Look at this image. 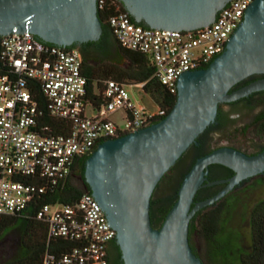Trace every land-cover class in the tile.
Listing matches in <instances>:
<instances>
[{
  "label": "water",
  "instance_id": "95a60500",
  "mask_svg": "<svg viewBox=\"0 0 264 264\" xmlns=\"http://www.w3.org/2000/svg\"><path fill=\"white\" fill-rule=\"evenodd\" d=\"M136 22L170 31L208 25L228 0H119ZM96 0H0V35L30 32L58 46L97 40L101 23ZM252 74L264 75V0H252L225 48L205 67L184 71L176 98L158 121L99 142L84 161L90 194L115 230L123 264H202L188 244L190 218L249 177L264 172V149L246 154L220 146L195 158L183 175L176 199L158 228L150 224L153 189L216 117L217 105L264 89V77L236 89ZM220 164L233 174L208 182L206 168ZM205 175V177H204ZM206 180L207 183L202 184ZM224 182L213 195L193 203L196 190ZM193 203V205H191Z\"/></svg>",
  "mask_w": 264,
  "mask_h": 264
},
{
  "label": "built area",
  "instance_id": "2783aa9c",
  "mask_svg": "<svg viewBox=\"0 0 264 264\" xmlns=\"http://www.w3.org/2000/svg\"><path fill=\"white\" fill-rule=\"evenodd\" d=\"M251 1L228 0L211 23L193 30L141 26L119 9L107 23L117 43L147 56L152 77L169 94H176L179 74L205 67L223 51ZM141 85L105 79L103 102L93 109L86 99L87 78L76 47L50 45L24 30L0 35V218L24 208L34 193L42 191L22 178L39 174L55 183L71 173L76 158L90 154L99 142L162 118L164 107L151 99L155 110L150 111L126 89ZM39 106L66 121L67 132L33 131L42 115ZM37 217L47 222L48 239L68 242L46 254L43 264H107L106 248L115 230L90 193L82 192L70 204H44Z\"/></svg>",
  "mask_w": 264,
  "mask_h": 264
},
{
  "label": "trees",
  "instance_id": "16d2710c",
  "mask_svg": "<svg viewBox=\"0 0 264 264\" xmlns=\"http://www.w3.org/2000/svg\"><path fill=\"white\" fill-rule=\"evenodd\" d=\"M96 7V14L101 23L102 31L97 40L87 41L86 43L94 44L97 47V51L91 55L81 53L83 73L87 78L86 99L93 109L99 107L103 102L102 81L105 79L141 83V89L158 106L164 107L167 114L175 102L176 94H169L166 88L152 77L153 66L147 56L121 47L110 31L107 19L116 9L126 11L123 4L119 0H96ZM129 18L136 24L147 26L143 21L136 22L131 15H129ZM37 38L43 41L39 37ZM45 43L55 45L50 42ZM76 46V43H72L66 47ZM233 87L229 90L233 89ZM37 95L35 94V96ZM255 97H258V99L255 100ZM253 101L264 102V90L252 92L230 103L232 105L241 103L244 107H250ZM223 104L219 103L217 105L214 121L198 134L195 141L187 149L198 150L200 147H196V144L201 146L206 140H209V151H211L219 147L222 141H224V144L233 146L234 140L243 137L256 145L252 151L241 149L242 152L255 154L263 150L264 108H260L251 114L245 123L233 126L229 123L226 114L222 110ZM38 108L42 115L39 117V125L33 127V131L40 135H56L67 132L66 121L51 117L40 106ZM44 124L45 126H43ZM211 134H215L216 138L210 136ZM218 139H221V141H218ZM204 153L199 152L198 156ZM88 155L76 158L71 173L64 178L57 179L55 183L39 174L22 178L25 183L34 184L41 188L42 191L34 193L24 208L0 218V264H43L46 254H51L61 246L68 244V242L60 238L48 239L47 222L43 218H38L37 214L44 204H53L55 202L70 204L82 192L90 193L83 176L84 161ZM175 199L176 195L174 197L169 196L159 201V205L153 206L155 201L151 196L149 219L152 227L156 228ZM215 204L216 202L198 209L189 220L190 232L199 231L212 244L213 250L220 245L218 238L223 231L220 226L222 211L218 206L211 208ZM247 223L250 240L246 252L240 255V263L264 264V196L251 206L247 216ZM7 242L14 245V250L12 254L5 257L3 253ZM213 250L211 252L212 259L223 263L222 258H217Z\"/></svg>",
  "mask_w": 264,
  "mask_h": 264
},
{
  "label": "rangeland",
  "instance_id": "374dc122",
  "mask_svg": "<svg viewBox=\"0 0 264 264\" xmlns=\"http://www.w3.org/2000/svg\"><path fill=\"white\" fill-rule=\"evenodd\" d=\"M126 89L135 102L144 105L150 111L155 110V104L152 102L150 96L141 89V86H126ZM257 99L258 97H255V100ZM260 108H264V102L253 101L250 107H244L241 103L222 105L223 112L226 114L229 123L233 126L245 123L251 114ZM86 112L89 113L90 109L87 108ZM210 136L216 138L215 134H211ZM218 141H221V139H218ZM233 145L250 152L255 148L256 144L240 137L234 140ZM262 179L264 180V172L249 177L238 187L229 190L211 207L213 209L218 206L222 211L220 226L223 228V231L219 234L218 238L220 245L214 250L212 244L199 231L193 233L192 244L197 253L196 256L202 264H241L240 255L246 252L250 240L247 223L248 212L251 206L264 196V181ZM160 186L161 183L156 189L155 195L159 194ZM13 250L14 245L7 242L3 256L8 257L13 253ZM212 250L217 255V258H222L223 263L212 259Z\"/></svg>",
  "mask_w": 264,
  "mask_h": 264
},
{
  "label": "flooded vegetation",
  "instance_id": "af4514ba",
  "mask_svg": "<svg viewBox=\"0 0 264 264\" xmlns=\"http://www.w3.org/2000/svg\"><path fill=\"white\" fill-rule=\"evenodd\" d=\"M76 44H77L76 48L79 50L80 54L82 53L84 55H91L97 51V47L94 44H87L86 42H78ZM262 77H264L263 74H252L250 76H247L246 78H244V79L240 80L239 82H237L236 84H234L233 89H236L240 86H243V85H245V84H247L253 80H256V79L262 78ZM233 89H231V90H233ZM230 102H225L224 104L232 105ZM196 145H197L196 147H200V149H198V150L197 149H191V150L186 149L179 156V158L175 161V163L170 167L168 172L166 174H164L160 178V180L157 182V184L155 185V187L153 189L152 195H151L155 201L153 206L159 205V201H161L163 198H167L169 196L174 197L176 195V191L179 187V184L182 180L183 175L189 170V168L192 165V163L194 162L195 158L198 157V153L199 152H205L206 153V152H209V150H210L209 140H206L205 143H203L201 146L199 144H196ZM220 146H230V147H234V148L241 151V148L234 146V145L231 146V145H227V144L222 143ZM232 174H233V171L229 170L228 168H226L223 165L210 164L206 168V177H205V175H204V177L206 178V180L208 182H211V181L218 180L221 178L229 177ZM206 180H203L202 184L207 183ZM160 183H161V186L159 189L160 192L158 195H155L154 193H155L156 189L159 187ZM224 184H225L224 182H219V183L209 184V185L199 187L193 196V200H192L193 203L196 201L202 200V199L206 198L207 196H210L211 194L216 193L221 187L224 186ZM193 203L191 205H193ZM162 220L156 226V228H158L160 226ZM192 235H193V232H190L189 222H188V227H187L188 244L191 247L193 253L197 254L195 251V248L192 244ZM106 259H107V264H123L121 256H120L119 247L115 243L114 239L109 241V243L107 244Z\"/></svg>",
  "mask_w": 264,
  "mask_h": 264
},
{
  "label": "crops",
  "instance_id": "0c3cea01",
  "mask_svg": "<svg viewBox=\"0 0 264 264\" xmlns=\"http://www.w3.org/2000/svg\"><path fill=\"white\" fill-rule=\"evenodd\" d=\"M117 118V117H116Z\"/></svg>",
  "mask_w": 264,
  "mask_h": 264
}]
</instances>
